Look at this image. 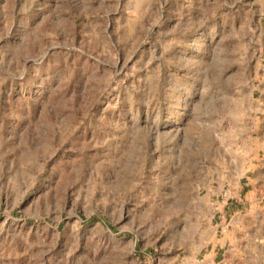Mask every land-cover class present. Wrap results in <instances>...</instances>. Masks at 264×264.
I'll return each mask as SVG.
<instances>
[{"label":"rangeland","instance_id":"374dc122","mask_svg":"<svg viewBox=\"0 0 264 264\" xmlns=\"http://www.w3.org/2000/svg\"><path fill=\"white\" fill-rule=\"evenodd\" d=\"M0 264H264V0H0Z\"/></svg>","mask_w":264,"mask_h":264}]
</instances>
